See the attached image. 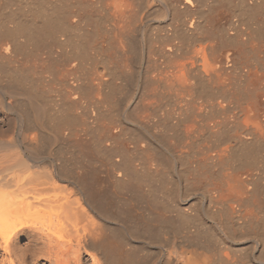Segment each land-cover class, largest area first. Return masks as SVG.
<instances>
[{
	"label": "bare ground",
	"instance_id": "6f19581e",
	"mask_svg": "<svg viewBox=\"0 0 264 264\" xmlns=\"http://www.w3.org/2000/svg\"><path fill=\"white\" fill-rule=\"evenodd\" d=\"M147 1L0 0V247L10 259L22 251V264L37 261L39 257H47L53 264H80L84 250L93 264H122L127 259L123 257L125 254H115L114 247L118 244L114 246L109 239L118 235L120 240L126 241L135 236L131 227L128 230L126 225H121L127 219L117 218L123 220L119 224L113 217L115 214L112 220L118 227L110 222L112 200L109 201L115 199L130 205L129 210H132L131 204H127L129 201L144 205L145 209L139 206L146 212L143 229H139L140 238L139 235L135 237L145 240L141 245L151 246L161 239V234L171 231L182 233L183 239H198L196 242L200 239V243L201 239H210V235L233 242L246 238L256 254L255 259L264 264V237L256 232L257 229L254 231L253 225L251 228L250 224L256 222L253 215L243 209L246 202L254 199L257 178L264 179V163L258 162L260 157L264 159L261 155L264 151V100L255 95L256 98L247 99L239 109L234 100L236 92H232L236 87L230 82L231 73L228 74L229 62L234 60V53L239 49L234 53L229 49L226 53L221 52L222 44H228L236 35L234 28L239 25L235 26L234 17L239 16V22L249 21L250 17L244 18L245 11L250 16L249 9L253 10L258 1L149 0L150 5ZM156 2L160 4L159 9ZM155 6L157 10H154ZM218 7L219 10L229 8L232 15L230 20L226 17L228 22L225 24L234 26H228L230 31L226 35L221 32V36L214 31L217 20L212 22L209 18L218 12ZM142 12H145V20L140 19ZM156 19H162V23L157 24L158 35L155 36L151 33V22ZM250 24L248 30L252 28ZM111 34L114 38L110 36L113 38L110 40L108 35ZM105 35L110 40L109 45L106 43L109 47L112 40L116 41L115 49L112 45L110 48L114 49L112 55H116L119 64L111 53L105 54L109 50L104 46ZM253 39L255 42V37ZM251 44L254 49L258 43ZM248 80L252 85L253 81L259 82ZM256 82L249 88L254 90L258 85ZM230 85L234 87L232 90ZM162 94L163 97L175 95L177 100L174 108L166 109L168 113L164 110V115L167 114L164 120L161 115L156 116L161 111L156 106L158 103L155 105L158 101H152L157 96L160 99ZM233 100L239 109L237 113L235 108L231 109ZM141 109L146 111L139 114ZM231 110L233 112L228 113ZM218 112L225 114L219 118L209 117L210 113ZM189 116L194 118L191 124ZM188 118L189 124L184 125ZM164 121L173 133L167 131L172 134L161 129L162 125L166 126ZM205 135L214 138L210 146H203L204 152L199 149L203 156L194 155L198 157L197 161L186 163L189 152L185 149L203 137L206 139ZM126 136L132 152L143 156L140 164H135L116 146L117 140ZM212 165H215L213 168H229L230 172L223 174V182L219 184L206 188L205 182L206 187L199 192L201 189L193 185L195 181L192 184L187 172L194 170L195 173H191L196 177L200 169ZM253 166L259 173L252 171ZM248 168L251 171L242 172ZM193 192L197 193L199 198L195 200L203 205L202 208L196 205L199 209H194L196 201L193 203L189 198ZM160 197L163 201H159ZM168 200L176 203L175 212L162 204ZM119 204L113 205L120 210L125 204ZM230 219L243 230L238 231L236 238L229 231ZM125 223L128 225L129 221ZM135 223L134 220L131 222ZM23 239L27 242H22L24 248H21L19 241ZM53 239H77L75 247L71 246L75 249V258L62 260L51 254L53 252L49 253L50 250L46 251L45 242L52 248ZM164 242L160 246L157 243V252L168 245L163 247ZM207 242L210 241L204 243ZM224 250L226 255L222 254L219 260L237 263L236 252L228 254ZM201 251L198 257L192 252L194 259L186 255L183 258L182 252L170 251L166 257L168 261H165L167 264H206L207 258L200 260L204 253L201 255ZM231 253L235 257L230 256ZM129 255L131 259L132 254ZM207 257L209 260L210 256Z\"/></svg>",
	"mask_w": 264,
	"mask_h": 264
},
{
	"label": "rangeland",
	"instance_id": "374dc122",
	"mask_svg": "<svg viewBox=\"0 0 264 264\" xmlns=\"http://www.w3.org/2000/svg\"><path fill=\"white\" fill-rule=\"evenodd\" d=\"M106 1H108V2H110V0H106ZM112 1V0H111ZM149 1V0H148ZM147 1V3L150 5L151 3H150V1L148 2ZM258 1V5L256 4V7H253V10L255 11L256 10V12L257 13H255L252 9L250 10L249 9V13H250V16H249V14H247L248 13V11H245L246 12V14H245V12H244V14H245V16H244V18H248V17H250V19L251 20H253V21H250V19L248 18V20L250 21V23H249V21H246V22H242L241 20H240V22H239V16H236V17H234V21H235V26H238V27H235L234 28V26L232 27V25H230L229 26V24L227 25V24H225L226 22H228V20L227 19H229L230 20V18L231 17H229V16H231L232 14H231V12L228 10L229 8H223V7H221V10H219L220 8L218 7V12H214L211 16H209V18L211 19L210 21H214V22H216V20H217V22H216V28L214 29V31L216 32V33H218L220 36H221V32H223V33H225V35L230 31V30H228V28L230 27V28H234V29H236V30H234V31H236V35L232 38V39H229V45L226 43H224L226 46L228 45V47H225V45L224 44H222V46H221V52H224V53H226V51L229 49V51L230 50H232L231 52H235V51H237L236 49H239L237 52H235L234 53V60H231L232 62H229V66H230V64H231V66L229 67V69L230 70H228V71H230L228 74H230L231 73V76L229 75V77H230V79H231V83H233V85L232 86H234V87H236V89L237 90H240V91H237L234 87V89L233 88H231L232 86L230 85V88H231V90H232V92H236V98H234V100L236 101V102H238L237 103V105H239V109L242 107V106H244L247 102H246V100L248 99V100H253V97L255 96V95H259V96H261L260 98L262 99V101L264 100V96H263V94H264V35H261V34H264V22H262V20L264 21V15H263V13H264V10H262V9H264L263 8V6H264V3H263V1L262 0H257ZM261 2V3H260ZM157 3V2H156ZM155 3V4H156ZM237 4H238V2H236ZM262 5V7L261 6H259L260 4ZM156 6L158 7V9H159V6H160V4H159V2L156 4ZM155 6V7H156ZM257 6H258V9H257ZM157 7H156V9H154V10H157ZM255 8V9H254ZM262 8V9H261ZM91 9V8H90ZM225 11H224V10ZM258 10V11H257ZM260 11H262V12H260ZM224 12V13H223ZM259 12V13H258ZM216 13V14H215ZM230 13V14H229ZM142 15H140V19H146V17L144 16L145 15V12H142L141 13ZM219 14V15H218ZM221 14V15H220ZM256 14H258V15H256ZM260 14H261V16H260ZM216 15V16H215ZM142 16H143V18H142ZM213 16H214V18H213ZM235 16V15H234ZM216 17V18H215ZM226 17H227V19H226ZM252 17V18H251ZM261 17V18H260ZM213 18V19H212ZM225 18V19H224ZM235 18H237V19H235ZM256 18V20H254ZM215 19V20H214ZM258 19H261V21L260 20H258ZM162 19H156V21L154 22V21H152L151 23H153V29H151V33H155V36H156V32H158L157 30H158V28H157V24H160V23H162V21H161ZM222 20V21H221ZM246 20V19H245ZM212 21V22H213ZM224 21V22H223ZM259 21L261 22V23H259ZM247 22L251 25V27L252 28H249V30H248V26H249V24L247 25ZM254 22V23H253ZM223 23L225 24L224 26H223ZM239 23V24H238ZM242 23H244L243 25H242ZM257 23V25L255 26V24ZM254 24V25H253ZM263 24V26H261ZM215 25V24H214ZM218 25V26H217ZM220 25H221V27H220ZM245 25V26H244ZM260 25V26H259ZM229 26V27H228ZM220 27V28H219ZM224 27V28H223ZM260 27V28H259ZM229 28V29H230ZM254 28V29H253ZM255 28L257 29L256 31H255ZM155 29H157V30H155ZM218 29V30H217ZM220 29H221V31H220ZM222 29H224V30H222ZM227 31H226V30ZM238 29V30H237ZM243 29V31L246 29L247 31H245V32H241V30ZM252 29V30H251ZM217 30V31H216ZM240 30V31H239ZM259 30V31H258ZM220 31V32H219ZM251 31V32H250ZM254 31V33H252ZM261 31V32H260ZM246 32H248V33H246ZM243 33H244V35H245V37H244V35H243ZM256 33H257V35H256ZM261 33V34H260ZM238 34V35H237ZM240 34V35H239ZM247 34V35H246ZM250 36H249V35ZM153 35V34H152ZM158 35V34H157ZM243 35V36H242ZM260 35V36H259ZM109 36V39L111 38V39H113L114 38V36L111 34V35H108ZM107 35H105L104 37L105 38H107L108 37ZM110 36H112V37H110ZM154 35H153V37L154 38H156ZM224 36V35H223ZM238 36V37H237ZM248 36V37H247ZM225 38H226V36H224ZM237 37V38H236ZM240 37V38H239ZM255 37V42H252V41H254V38ZM257 37H258V39H257ZM260 37V38H259ZM104 38V39H105ZM223 38V37H222ZM110 39V40H111ZM236 39V40H235ZM246 39V40H245ZM110 40L108 41V38L106 39V42L104 43V46L106 45V46H108L109 45V43H110ZM242 40H244V41H242ZM251 40V41H250ZM112 41H114V42H112ZM111 41V45H112V47L115 49V45H116V41H115V39L114 40H112ZM233 41V42H232ZM258 41V42H257ZM106 43H108V45L106 44ZM114 43V44H113ZM246 43H247V47H244V46H246ZM249 43V44H248ZM251 43H258L257 45H255V47H254V49L252 48V46L254 45V44H251ZM238 44V45H237ZM243 44V45H242ZM111 45H110V47H111ZM231 45V46H230ZM235 45H237V46H241V47H237V46H235ZM251 48H250V47ZM258 46V47H257ZM109 46H108V48H109V50H106L107 52H105V54H107V55H110V53H111V57H113L114 56V58H115V54H113L112 55V53H114V49H111ZM237 47V48H236ZM243 47V48H242ZM223 48V49H222ZM232 48H234V51H233V49ZM241 48V49H240ZM244 48H246V49H244ZM249 48H250V50H249ZM255 48L257 49V48H259V49H257L256 51H254L255 50ZM261 48V49H260ZM112 51H111V50ZM227 49V50H226ZM243 50H244V52H243ZM116 52V51H115ZM228 52V51H227ZM242 52V53H241ZM240 54V55H239ZM237 56H238V58H237ZM114 58H113V60L112 61H114ZM237 58V59H236ZM116 59V61H117V57L115 58ZM237 61H236V60ZM239 59V60H238ZM115 61V62H116ZM116 63H118L119 64V61H117ZM235 63V64H234ZM243 63V64H242ZM233 64V65H232ZM235 65H236V67H235ZM251 66H252V68H251ZM234 67V68H233ZM99 68V67H98ZM238 68L240 69V70H238ZM245 68H246V70H245ZM256 68V69H255ZM251 69H253V70H251ZM255 69V70H254ZM241 70H243V71H241ZM234 71H235V73H234ZM244 71H246V72H244ZM251 71H252V73L254 72H256L255 73V76H253V74L251 73ZM238 72V73H237ZM244 73V74H243ZM258 73V74H257ZM245 74H247L248 75V77H252V79L253 80H258L259 82L257 83L256 81H253L252 79H250V78H244V77H247V75H245ZM256 74H257V76H256ZM237 75V79L235 78V76ZM243 75H245V76H243ZM250 75V76H249ZM252 75V76H251ZM261 75V76H260ZM259 76V77H258ZM232 78H234L233 80H235V82L234 81H232ZM239 78V79H238ZM241 78V79H240ZM263 78V79H262ZM243 79V80H242ZM248 79H250V80H248ZM246 80H248V81H250V82H252L253 81V85H252V83H250V84H248L249 82H247ZM261 80V81H260ZM263 80V81H262ZM241 81V82H240ZM244 82V83H243ZM254 82H256V87H255V92H253L254 90H253V87H252V89L251 88H249V86L251 87V86H254ZM262 82V83H261ZM230 83V84H231ZM235 84V85H234ZM239 86H238V85ZM243 84H245V88H244V85ZM241 85V86H240ZM150 87H152V86H150ZM248 87V88H247ZM240 88V89H239ZM261 90H260V89ZM245 91H244V90ZM258 89V90H257ZM246 90L247 91H249V92H253V96L251 95V93L249 94V92H246ZM251 90V91H250ZM253 90V91H252ZM241 91H242V93H241ZM244 91V92H243ZM262 92V93H261ZM246 93V94H245ZM259 93V94H258ZM245 94V95H244ZM261 94V95H260ZM252 96V98H251V96ZM161 97H160V99H158L159 98V96H157V97H154L153 98V102H156V100L158 101V102H156L155 103V105L157 106V107H159V111H160V113H159V115H156L158 118H159V116H160V118L162 119L163 118V120L164 119H166V113H165V115H164V112L166 111V109H172V108H174L175 107V104H176V96L175 95H172V96H169V95H166L167 97H165V95H164V97H163V94L162 95H160ZM175 96V97H174ZM246 96V97H245ZM247 96H249V97H247ZM259 96H257V98L259 97ZM173 97H174V99H173ZM239 97V98H238ZM162 98V99H161ZM254 98H256V97H254ZM166 99V100H165ZM170 99H172V100H170ZM245 99V100H244ZM170 100V101H169ZM234 100H233V104H232V107L233 108H231V109H234V112H236L237 113V111L239 110L238 109V106H236L237 107V109H236V107H235V105L234 104H236V103H234ZM247 100V101H248ZM162 101V102H161ZM245 101V102H244ZM166 102H168V103H165ZM240 102V103H239ZM164 103V104H163ZM175 103V104H174ZM168 104H170V106H168ZM241 104V105H240ZM263 104H264V102H263ZM163 105V106H162ZM234 105V106H233ZM162 106V107H161ZM264 106V105H263ZM166 107V108H165ZM170 107V108H169ZM163 110H162V109ZM165 110V111H164ZM168 110V111H169ZM264 110V109H263ZM144 111V109H141V110H139L138 112H139V114H141L142 112ZM145 111H146V109H145ZM144 111V112H145ZM163 111V112H162ZM168 111H166L167 113H168ZM141 112V113H140ZM228 112V111H227ZM226 112V113H227ZM233 112V110H231V112H228V113H232ZM162 113V114H161ZM220 113V115H218ZM157 114H158V109H157ZM212 113H210V115H211ZM214 115H209V117L211 118H213V117H218L219 118V116H221V114L222 115H224L225 113L223 112V113H221V112H218L217 114H215V113H213ZM194 115V117L196 116L195 114H193ZM163 116V117H162ZM166 116V117H165ZM189 118H191V120L189 121ZM189 118L187 119V120H185V123L187 122V121H189V123L191 124V121L192 120H194V118H193V116H189ZM173 122H176V121H173ZM164 123L166 124V126L164 125H162V130L164 131L165 130V133H167V134H172L173 132L171 131V130H169L170 129V127H168V128H166L167 126H169V124L167 125V123L164 121ZM184 123V125H187V124H189L188 122L185 124ZM166 129H165V128ZM164 128V129H163ZM167 129L169 130V131H171L170 133H169V131H167ZM205 137H207L206 139L203 137V139L201 138L200 140H202V142L200 141V140H198V141H196L197 143H194V144H192V145H190V147H187L185 150H187V152H189L187 155H188V157H185V158H187V159H185L186 160V163H191V161H197L198 160V157H195L194 155H201V156H203V153H201V151L202 152H204V148H203V150L201 149L203 146H207L208 144V146H210V143L212 142V140H214V138H209L210 136L209 135H205ZM122 139H124V142H122L121 143V140ZM126 139V140H125ZM128 136H126V137H122V138H120V139H118L117 141H118V143L116 142V146H118L119 148V150H120V152H122V150H124V155L127 157V158H129V159H131V161H133L135 164H140V162H142L143 161V156H141V154H138V153H136L135 154V152L133 151L132 152V149H131V146H130V140L128 139ZM123 141V140H122ZM211 141V142H210ZM200 142H201V144H203V145H200ZM204 142V143H203ZM124 143H126V144H124ZM199 143V144H198ZM207 143V144H206ZM121 145H125L126 147H123V146H121ZM200 145V146H199ZM130 146V147H129ZM192 146V147H191ZM198 146L200 147V148H198ZM123 147V148H122ZM125 148H126V150H125ZM194 148V149H193ZM189 149V150H188ZM200 152H198L197 150ZM201 151H200V150ZM128 150L130 151V152H128ZM263 152V153H262ZM261 153V155L263 156L264 155V151H262ZM126 153V154H125ZM133 154V155H132ZM136 156H135V155ZM186 155V156H187ZM190 155V156H189ZM260 155V156H261ZM134 156V157H133ZM201 156H199L200 158H201ZM101 157H103V156H100V158ZM141 157H142V160H141ZM195 157V158H194ZM139 160H138V159ZM199 158V159H200ZM103 159V158H102ZM262 159H263V157H262ZM136 162H135V161ZM188 160H190L189 162H188ZM260 161H261V163H260ZM264 159L263 160H261V157L258 159V162L260 163V165H262L264 162ZM213 166H215V165H212V166H208V167H204L205 168V170H207V168H209V169H211V170H207L206 172L207 173H205V170H203L204 168L201 166L200 168H203V169H200V174H202V176L200 175V174H198V172H196V174H198L196 177H194L195 176V174H193L192 175V173L191 172H193L192 170H190L191 172L189 173V171L187 172L188 173V176L191 178V181H192V184L194 183L193 181H195V183L193 184L194 186H195V184H196V186H199V189H201V188H205L206 186V188H208V186L210 187L211 186V184H213V185H216V183L217 184H219V183H221V182H223V179H224V175L223 174H227V173H229L230 172V169L229 168H220L219 166H217V167H214L213 168ZM220 168V169H219ZM254 168V169H253ZM104 169V168H103ZM216 169H218L217 171H216ZM225 169H226V171H225ZM250 169H251V167H250ZM249 168L248 169H243L242 170V172H245V171H251ZM215 170V171H214ZM220 170H222V171H220ZM255 172H254V171ZM214 173H213V172ZM219 171V172H218ZM252 171L254 172V173H259V172H256L257 171V169L255 170V167L253 166L252 167ZM202 172V173H201ZM193 173H195V171L193 172ZM222 175H221V174ZM208 174V175H207ZM191 175V176H190ZM204 176H205V181L203 180V178H204ZM198 177V178H197ZM201 177V178H200ZM203 177V178H202ZM211 179H210V178ZM202 179V180H200V179ZM209 178V179H208ZM216 179H217V181H216ZM219 179V180H218ZM207 180V181H206ZM212 180V181H211ZM214 180H215V182H214ZM257 180L258 181H256V185H257V189H256V193H255V195L253 196L254 197V201H256V202H258L257 204H258V207H257V205H255V203H254V201L251 199L250 201H248V203L246 202L244 205H245V207L243 206V209L245 210V211H249L250 213H251V215H253V217H252V219H254L255 220V222H256V224H250L251 225V228H252V225L254 226L253 228H255L254 229V231L256 230V232H258V233H261L262 234V236L264 237V179H259V178H257ZM197 181V182H196ZM198 181H200L199 183L201 184H198ZM263 181V182H262ZM206 182V183H205ZM211 182V183H210ZM204 183H205V185H204ZM208 183H210V184H208ZM203 184V185H202ZM202 186V187H201ZM205 186V187H204ZM263 188H262V187ZM261 188V189H260ZM203 189H201V190H199V192H202V190ZM263 190V191H262ZM262 192L261 194H260V192ZM195 193V194H194ZM192 194V195H191ZM190 194V196H189V198L191 199V201L193 200V203H195L194 201H196V203H195V206H194V209L196 208V209H199V208H202L203 207V205H200V202L198 201V200H195V199H197V198H199L198 196H196L197 195V193L196 192H193V193H191ZM258 194V195H257ZM159 196V195H158ZM157 196V197H158ZM196 198H195V197ZM261 196H263L262 198H261ZM126 197V196H125ZM257 197V198H256ZM259 198H261L260 200H259ZM110 199V198H109ZM258 199V200H257ZM111 200H112V202H111ZM160 200H162L163 201V199H161V197L159 198V201ZM109 201V200H108ZM161 201V202H162ZM164 201H166L165 199H164ZM109 202H111V207H112V209H111V207H110V212L112 211V213H111V217H110V219H111V223H112V219H113V217H116V219L118 218V219H120V218H122L123 220H125V219H127L128 221H129V227H127L128 225H127V223H125V221H127V220H125V221H123L122 219V221L124 222V223H121L120 221H118V219L116 220V219H114V220H116L119 224L121 223V225H126L125 227L128 229V230H130V227L132 228L131 229V233L132 232H134V236L135 237H138V235H139V237L138 238H140V234H139V229L140 230H142L143 229V220H144V216H145V214H146V212H144V205L143 204H139L137 201H129V203L127 202V204H131V208H132V210H129L130 209V205H128L129 206V209H127V205L125 204L126 202H122V201H118V200H115V199H110V201ZM116 202V203H115ZM117 202H119V203H117ZM121 202H122V204H125V205H123L122 206V204H121ZM197 202H199V205H198V203ZM250 202V203H249ZM117 204L116 206H118V204L120 205V206H122V207H117V208H122V209H124V211L122 210V209H120V210H118V209H116L115 207V205H113V204ZM137 203H138V206H137ZM172 203V204H171ZM260 203V204H259ZM263 203V204H262ZM162 204H167V206H169V207H171V208H168L167 207V209H171L170 211H174L175 212V210H177V209H175V208H177L176 207V203L174 204L173 203V200H168V202H162ZM246 204H247V206H246ZM263 205V206H260V205ZM196 205H197V207L199 206V208H197L196 207ZM248 205H250V206H248ZM125 206V207H124ZM139 206H141V207H143L142 209H141V207H139ZM260 206V207H259ZM250 207V208H249ZM252 207V208H251ZM258 209V210H257ZM263 209V210H262ZM263 212H262V211ZM123 211V212H122ZM132 211H134V212H132ZM109 212V211H108ZM113 212H115L114 214H113ZM131 212V213H130ZM144 213V215H143V213ZM258 212V213H257ZM134 213V214H133ZM172 213V212H171ZM195 213V212H194ZM110 214V213H109ZM116 214V215H115ZM117 214H118V216H117ZM122 214V216H120ZM127 214V215H126ZM133 214V215H132ZM112 215H115V216H113L112 217ZM133 217H131V216ZM168 215V214H167ZM172 215H175L174 213L172 214ZM120 216V217H119ZM130 216V217H129ZM263 216V217H262ZM140 217H141V219H140ZM262 219H261V218ZM130 219V220H129ZM140 219V220H139ZM133 220H134V223H135V221L136 222H138V221H140V222H138V223H135V224H131V222L133 223ZM138 220V221H137ZM184 220V219H183ZM261 220H263V221H261ZM116 221H113V223H112V225H116L117 224V222ZM131 221V222H130ZM116 222V224H114ZM140 223V224H139ZM230 225H229V231H230V234L233 236V237H238V231H240V230H242V229H240V227H238L237 225L235 226V222L234 221H232L231 219H230ZM138 224V225H137ZM258 224V225H257ZM260 224V225H259ZM262 224V225H261ZM131 225V226H130ZM234 225V227H232ZM135 226H137V227H135ZM231 226V227H230ZM256 226V227H255ZM116 227H118V225H116ZM142 227V228H141ZM237 227V228H236ZM262 229H261V228ZM236 231V233L234 232V230ZM120 230H121V228H120ZM138 231V234H136L135 232L136 231ZM262 230V231H261ZM121 231H123V230H121ZM243 231V230H242ZM112 233V232H111ZM180 233V232H179ZM115 234V233H114ZM114 234H112V235H114ZM168 233H163V235L161 234L160 236H159V238H161V239H158V241H154V243L152 244L151 243V246L150 245H148L147 247L143 244V245H141L142 244V242L143 241H145L144 239H142L141 238V240L139 239L138 240V238H136L135 239V237H133V240L131 239H128V240H120V238L118 237V235L117 234H115V235H117V238H115V237H112L111 236V234H110V237H112V239L110 240L109 239V241H111V243H113V245L115 246L116 244H118V245H116L115 247H114V253L115 254H119V255H121L122 253L123 254H125V256H123V254H122V256L125 258H127L122 264H155V262H156V264H162V263H164L165 264V260H167L166 259V257H167V254H168V252H176L177 251V253H179L180 254V252H182V256H183V258L185 257V255H186V257H190V258H193L194 259V257H198V255H199V253H200V251H201V255H202V253H203V255H207V256H210L209 258L211 259V261H210V259L208 260V257L206 256H204L203 257V255H202V257H200V260H205L206 258H207V260H205V262H206V264H227V263H223V262H221L220 260H219V257L220 256H222V254H225L226 255V253L224 252L225 250H224V248L226 249V251H228L227 253L229 254V252H232L233 251V253H235L236 255H237V257H235V254H230V256H232V255H234V257L235 258H237V263H235V264H250V262H251V264L253 263V264H262V263H259L255 258H256V254H253L254 252H252V245H251V243H249L248 241H249V239H246V238H241V239H237V240H235L234 242L231 240V239H226V238H221V237H213V236H211L210 235V239H201L202 240V243H200L201 241H200V239H199V241L198 242H196L197 240L195 239V240H193V239H183L184 237V235L181 233V234H177V232H173V231H171V233L170 234H168ZM235 234V235H234ZM114 235V236H115ZM164 238H163V237ZM167 236V237H166ZM169 236V237H168ZM172 237H173V239H172ZM235 237V238H236ZM115 238V239H114ZM119 238V239H118ZM183 239V240H182ZM224 239V240H223ZM31 240V239H30ZM54 241L52 242L53 244L51 245V247L52 248H50V246H48L49 244L47 243V245H46V242H45V246H47L46 248L47 249H45L46 251H48V250H50V252L49 253H51V252H53V253H51V254H53L54 256H58V259H61L62 258V260H67L68 259V261H70L71 259H74L75 258V254H74V250L75 249H72L71 248V246H73V247H75V245H76V243H74V242H77V239H59V241H57L56 239H53ZM79 240V239H78ZM113 240V241H112ZM119 240V241H118ZM143 240V241H142ZM160 240L162 241V242H160ZM167 240V241H166ZM180 240V241H179ZM188 240H190V241H188ZM216 241V244H214L215 243V241ZM263 241H264V239H262ZM25 241L27 242V239L26 240H20L19 241V245H21L20 247L21 248H24V246L22 245L23 243H25ZM57 241V242H56ZM60 241H61V243H60ZM70 242V244H68L69 242ZM127 241H128V243L130 244H127ZM164 241H166V242H164ZM173 241V242H172ZM187 244V245H185V243ZM206 242V241H210V242H207V243H204V242ZM212 241H213V243H212ZM244 241V242H243ZM23 242V243H22ZM56 242V244H54ZM64 242H67V243H64ZM122 242H124V244L122 243ZM130 242H132V243H130ZM158 242H160V243H163L164 242V244H163V247L165 246V244L168 246H166L163 250L160 248V249H158V252H157V243ZM188 242V243H187ZM192 242V243H191ZM0 243H1V240H0ZM21 243V244H20ZM65 244V246H64V244ZM126 243V244H125ZM160 243H158V245L160 246L161 244ZM173 243V244H172ZM181 243H183V244H181ZM200 243V244H199ZM225 243V244H224ZM237 243V244H236ZM62 244H63V246L64 247H62ZM72 244V245H71ZM74 244V245H73ZM170 244V245H169ZM191 244V245H190ZM195 244V245H194ZM201 244L203 245V246H201ZM204 244L206 245L205 247H204ZM18 245V244H17ZM68 245H69V247H68ZM122 247H121V246ZM224 245V246H223ZM244 245V246H243ZM250 247H249V246ZM23 246V247H22ZM133 246V248H131ZM159 246H158V248H159ZM170 246L172 247V246H174V247H172V250H171V248H170ZM185 246V247H184ZM192 246V247H191ZM196 248V250H195V248ZM200 246V247H199ZM216 246V247H215ZM17 247V249H18V247L19 246H16ZM19 247V248H20ZM62 247V248H61ZM68 247V249L70 250H67L66 248ZM150 247V248H149ZM181 247H183V249L181 248ZM191 249H190V248ZM230 247V248H229ZM248 249H247V248ZM61 248V249H60ZM143 248V249H142ZM170 249L169 251H168V249ZM175 250H174V249ZM180 248V249H179ZM184 248H186V252H185V249ZM202 248V249H201ZM204 248V249H203ZM209 248V249H208ZM210 248H211V250H210ZM228 248V249H227ZM233 248V249H232ZM234 248H237V249H234ZM244 248H245V250H244ZM250 248V249H249ZM16 249V248H15ZM54 251H53V250ZM137 249V250H136ZM149 249V250H148ZM190 249V250H189ZM194 249V250H193ZM200 249V250H199ZM206 249H208V250H206ZM213 249V250H212ZM218 249V250H217ZM117 250V251H116ZM124 250V251H123ZM128 250V251H127ZM140 250V251H139ZM167 250V251H166ZM181 250V251H180ZM184 250V251H183ZM191 252V253H189V251ZM192 250V251H191ZM198 250V251H197ZM224 250V251H223ZM231 250V251H230ZM234 250H237V251H234ZM239 250V251H238ZM242 250V251H241ZM244 250V251H243ZM248 250V251H247ZM19 251V250H18ZM45 251V252H46ZM63 251H65V252H63ZM66 251H67V253H66ZM68 251H69V253H68ZM126 251V252H125ZM132 251V252H131ZM139 251V252H141V253H137V252ZM152 251V252H151ZM160 251V252H159ZM196 251L197 253H194V252ZM205 251H207V252H205ZM210 253H209V252ZM214 251V252H213ZM21 253H22V251H20ZM84 250H82L81 251V255H80V261H82L80 264H93L91 261V258H90V256H89V253H87V252H85ZM135 254H134V253ZM150 252V253H149ZM162 252H164V253H162ZM184 252V253H183ZM192 252H193V254H192ZM199 252V253H198ZM237 252H239V253H237ZM19 253V252H18ZM19 254V255H17V256H15V255H13V253H12V255L13 256H15V257H13L12 256V259H10V257L6 254V253H3V250L1 249V247H0V264H22V262H23V256H21L22 254ZM63 253H65V254H63ZM139 254V255H137V254ZM161 253V254H160ZM208 253V254H207ZM214 255H213V254ZM219 253V254H218ZM263 254H264V252H262ZM262 253H260V255H263ZM29 253H27V255H28ZM129 254H132L131 255V259H130V255ZM145 254V255H144ZM163 254H166V255H164L163 256ZM194 255V257H192V255ZM197 254V255H196ZM218 254V255H217ZM5 255V256H4ZM10 255V254H9ZM129 255V257H127ZM136 255V256H135ZM141 255V257H139ZM151 256V257H149V256ZM187 255H189V256H187ZM191 255V256H190ZM200 255V256H201ZM244 255H246V256H244ZM6 256H8V259H7V257ZM20 256V257H19ZM165 258H163V257ZM224 256V255H223ZM242 256H244L243 257V259H242ZM248 256V257H247ZM250 256V257H249ZM259 256V255H258ZM264 256V255H263ZM27 257V256H26ZM134 257V258H133ZM136 257H139L140 258V260H139V258H137L136 259ZM185 257V258H186ZM216 257H218V258H216ZM241 257V258H240ZM21 258V259H20ZM145 258V259H144ZM159 259V261H158V259ZM162 258V259H161ZM201 258H203V259H201ZM214 258V259H213ZM27 259V258H26ZM25 259V260H26ZM46 259V260H45ZM70 259V260H69ZM129 259V260H128ZM142 259V260H141ZM143 259H144V262H141V261H143ZM147 259V260H146ZM216 259V260H215ZM241 259V260H240ZM19 260H21V261H19ZM48 259H47V257H39L38 258V260L37 261H34V262H32L33 260H30V262L31 263H29V264H53V263H50L51 261H47ZM135 260V261H134ZM214 260V261H213ZM133 261V262H132ZM168 261V260H167ZM208 261V262H207ZM210 261V262H209ZM239 261V262H238ZM38 262V263H37ZM212 262V263H211ZM215 262V263H214ZM243 262V263H242ZM175 263V262H174ZM166 264H167V262H166ZM176 264V263H175ZM228 264H234V263H228Z\"/></svg>",
	"mask_w": 264,
	"mask_h": 264
}]
</instances>
